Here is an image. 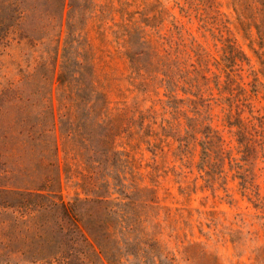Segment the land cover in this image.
<instances>
[{
    "label": "rangeland",
    "instance_id": "374dc122",
    "mask_svg": "<svg viewBox=\"0 0 264 264\" xmlns=\"http://www.w3.org/2000/svg\"><path fill=\"white\" fill-rule=\"evenodd\" d=\"M83 1L91 104L105 106L82 151L52 94L60 199L136 205L149 264H264V0ZM21 47L1 50L0 88L26 67Z\"/></svg>",
    "mask_w": 264,
    "mask_h": 264
},
{
    "label": "trees",
    "instance_id": "16d2710c",
    "mask_svg": "<svg viewBox=\"0 0 264 264\" xmlns=\"http://www.w3.org/2000/svg\"><path fill=\"white\" fill-rule=\"evenodd\" d=\"M66 8V0H0V52L16 42L26 63L18 65L17 82L0 88V118L11 108L0 122V264H125L141 252L149 264L156 243L136 205L104 196L66 203L58 194L56 86L67 108L61 128L82 151H94L87 122L94 114L100 121L105 106L91 104L94 72L82 37L87 2L71 0L67 19Z\"/></svg>",
    "mask_w": 264,
    "mask_h": 264
}]
</instances>
